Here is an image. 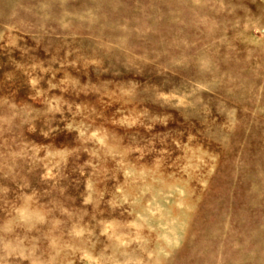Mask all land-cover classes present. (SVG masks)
I'll list each match as a JSON object with an SVG mask.
<instances>
[{
    "label": "rangeland",
    "instance_id": "rangeland-1",
    "mask_svg": "<svg viewBox=\"0 0 264 264\" xmlns=\"http://www.w3.org/2000/svg\"><path fill=\"white\" fill-rule=\"evenodd\" d=\"M0 264H264V0H0Z\"/></svg>",
    "mask_w": 264,
    "mask_h": 264
},
{
    "label": "bare ground",
    "instance_id": "bare-ground-1",
    "mask_svg": "<svg viewBox=\"0 0 264 264\" xmlns=\"http://www.w3.org/2000/svg\"><path fill=\"white\" fill-rule=\"evenodd\" d=\"M175 205V204H174Z\"/></svg>",
    "mask_w": 264,
    "mask_h": 264
}]
</instances>
